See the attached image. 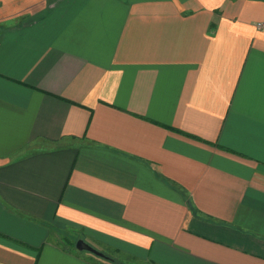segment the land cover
<instances>
[{"label":"crops","instance_id":"obj_1","mask_svg":"<svg viewBox=\"0 0 264 264\" xmlns=\"http://www.w3.org/2000/svg\"><path fill=\"white\" fill-rule=\"evenodd\" d=\"M131 263L264 264V0H0V264Z\"/></svg>","mask_w":264,"mask_h":264},{"label":"rangeland","instance_id":"obj_2","mask_svg":"<svg viewBox=\"0 0 264 264\" xmlns=\"http://www.w3.org/2000/svg\"><path fill=\"white\" fill-rule=\"evenodd\" d=\"M70 235H72V234H70ZM65 238L66 237H60V239H58V241H61V242H65ZM69 239V242H70V247L72 248V250L73 251H75V252H77V250H76V248H75V243H76V241L77 240H82V241H84L83 239H81V237H79V236H76V235H74L73 234V236H71V237H69L68 238ZM55 240H57V239H55ZM85 242V241H84ZM86 243V242H85ZM87 244V243H86ZM95 250V249H94ZM78 252H80V251H78ZM81 253H83L84 255H87V256H92L93 257V254H91V253H89V252H87V251H82ZM121 262H123V263H128V262H126V261H124V260H120ZM131 264H133V263H131Z\"/></svg>","mask_w":264,"mask_h":264},{"label":"water","instance_id":"obj_3","mask_svg":"<svg viewBox=\"0 0 264 264\" xmlns=\"http://www.w3.org/2000/svg\"><path fill=\"white\" fill-rule=\"evenodd\" d=\"M75 248L77 251H87V252L92 253V254L99 256L101 258L104 257V255L102 253L97 252L96 250H94L92 247H90L88 244H86L82 240H78L75 243Z\"/></svg>","mask_w":264,"mask_h":264},{"label":"built area","instance_id":"obj_4","mask_svg":"<svg viewBox=\"0 0 264 264\" xmlns=\"http://www.w3.org/2000/svg\"><path fill=\"white\" fill-rule=\"evenodd\" d=\"M258 28H260V29H261V28H263V26H262V25H258Z\"/></svg>","mask_w":264,"mask_h":264},{"label":"trees","instance_id":"obj_5","mask_svg":"<svg viewBox=\"0 0 264 264\" xmlns=\"http://www.w3.org/2000/svg\"><path fill=\"white\" fill-rule=\"evenodd\" d=\"M192 208V207H191ZM192 211H194V209L192 208ZM71 245V244H70Z\"/></svg>","mask_w":264,"mask_h":264}]
</instances>
